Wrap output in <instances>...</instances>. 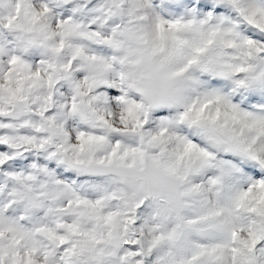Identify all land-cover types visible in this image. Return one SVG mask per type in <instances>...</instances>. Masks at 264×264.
I'll use <instances>...</instances> for the list:
<instances>
[{
	"label": "snow or ice",
	"instance_id": "obj_1",
	"mask_svg": "<svg viewBox=\"0 0 264 264\" xmlns=\"http://www.w3.org/2000/svg\"><path fill=\"white\" fill-rule=\"evenodd\" d=\"M0 264H264V0H0Z\"/></svg>",
	"mask_w": 264,
	"mask_h": 264
}]
</instances>
